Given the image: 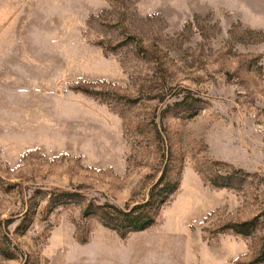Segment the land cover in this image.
Here are the masks:
<instances>
[{
  "label": "rangeland",
  "instance_id": "374dc122",
  "mask_svg": "<svg viewBox=\"0 0 264 264\" xmlns=\"http://www.w3.org/2000/svg\"><path fill=\"white\" fill-rule=\"evenodd\" d=\"M260 256L264 0H0V264Z\"/></svg>",
  "mask_w": 264,
  "mask_h": 264
},
{
  "label": "trees",
  "instance_id": "16d2710c",
  "mask_svg": "<svg viewBox=\"0 0 264 264\" xmlns=\"http://www.w3.org/2000/svg\"><path fill=\"white\" fill-rule=\"evenodd\" d=\"M161 189L157 194H152L149 201L137 205L132 209H120L113 205H105L98 207L100 210L101 223L114 231H117L122 237L126 236L130 232H139L149 228L153 222L152 210L158 203L163 201L165 195L163 193L168 189ZM69 193H62L59 198L61 200H68L70 198ZM89 213V211H88ZM252 223L244 224L243 226H249ZM264 257L260 256L255 264L263 263Z\"/></svg>",
  "mask_w": 264,
  "mask_h": 264
}]
</instances>
